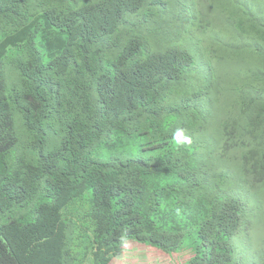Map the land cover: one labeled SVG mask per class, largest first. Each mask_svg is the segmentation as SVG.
<instances>
[{
  "label": "trees",
  "instance_id": "1",
  "mask_svg": "<svg viewBox=\"0 0 264 264\" xmlns=\"http://www.w3.org/2000/svg\"><path fill=\"white\" fill-rule=\"evenodd\" d=\"M80 1L0 0V264H264V0Z\"/></svg>",
  "mask_w": 264,
  "mask_h": 264
},
{
  "label": "rangeland",
  "instance_id": "2",
  "mask_svg": "<svg viewBox=\"0 0 264 264\" xmlns=\"http://www.w3.org/2000/svg\"><path fill=\"white\" fill-rule=\"evenodd\" d=\"M81 2L80 0H75ZM90 1V0H86ZM152 3L150 0L147 4L143 6V9L152 11L153 13V24H158L162 26L170 16H174L175 12L179 13L185 11V2L186 0H154ZM163 2L162 3H160ZM131 20H135L134 17H131ZM137 24L139 29L144 31L149 30L147 27L148 23L145 19H137ZM136 24V25H137ZM152 26V25H151ZM150 27V26H149ZM151 28V27H150ZM148 40L150 43L153 41V37L148 35ZM260 195L257 199H249V203L253 204V207L248 211L249 218L257 222L253 228H251L248 234H243L241 238L239 235L236 238V243L239 248L244 251L245 245L251 244L254 248L257 239H261L264 236V190L259 191ZM151 249L148 246L129 242L125 245L124 251L117 257V264H174L179 261L180 254H174L170 258H161L153 254Z\"/></svg>",
  "mask_w": 264,
  "mask_h": 264
}]
</instances>
